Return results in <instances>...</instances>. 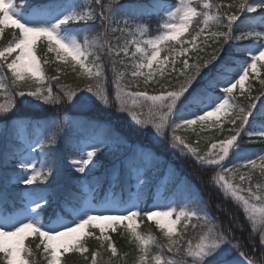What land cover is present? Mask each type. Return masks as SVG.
Here are the masks:
<instances>
[{"label":"snow or ice","instance_id":"obj_1","mask_svg":"<svg viewBox=\"0 0 264 264\" xmlns=\"http://www.w3.org/2000/svg\"><path fill=\"white\" fill-rule=\"evenodd\" d=\"M193 2L180 0L174 10L161 9L160 14L165 15L163 23L159 25L162 31L144 39L146 26L138 24L133 31L127 18H123L124 26H119L116 17L120 11L126 14L131 12L133 15L144 14L139 10L123 9L119 0H110L109 4L95 0L99 11L92 10L91 5L88 10H83V0L71 5L59 3L58 0H0V34L5 28L18 30L8 46L0 49V60L10 71L14 78L13 84L16 85L9 91L3 80H0V97L3 99L0 102V114H4L2 119L5 126L13 118L17 119L14 127L23 133L32 127L31 122L25 121L21 114V106L25 101L40 106L71 102L72 107L77 109H84L98 101L106 108H111L113 101L109 99L101 82L105 76L104 58H107L114 73V102L117 111L127 113L138 128L152 132L156 139L169 141L171 146L194 158L201 167L219 168L218 172L210 176V180L222 197L233 201L249 221L250 235L254 239L248 243L253 247L254 256L250 257L243 251L233 256L234 251L243 247L233 243L237 239L234 233L243 229L237 226V217L230 215L220 204L216 208L228 217L227 225L218 223L217 218L210 215L207 202L203 207L197 205L179 211L172 206L175 201L141 208L144 203L143 187L147 185V181L141 179V169L157 159L155 152L141 147L127 158V166L136 173L138 181L139 190L135 197L125 199L115 192L100 197L98 190L90 187L85 191L83 186L76 192L61 196L48 192L47 185L35 184L36 181H47L54 175L53 168L47 167L44 160L38 162L31 155L33 144L42 148L45 143L37 138L28 142L27 149L20 155V172L15 176V184L35 186L24 190L22 195L12 200L7 195V183L4 192L0 193V259L4 264H37L34 259L36 253L25 243L30 236L39 239L36 249L43 246L41 255L47 264H62V257L66 253H89L85 245L89 237L99 241L101 249L106 245L111 257H117V247L106 231L111 229L115 232L117 226L124 222H128L127 228L141 253L139 264H153V261L155 264H234L236 259H241L242 264H257V261L264 264V184L256 183L253 186L250 173L239 175V184L233 182L241 167H257L256 158L242 156L244 149L241 147V132L264 140V99H261L264 93L256 97H251L249 93L246 107L240 105L234 94L239 86L241 95H245V81L252 74L258 75V65L264 67V63H261L264 61V0H239L229 5L240 14H248L245 19H241L237 12H222L224 5L215 0L203 3L200 11L193 6ZM255 13H259V16L252 15ZM97 17L103 30L91 40L87 35L82 41L78 39L77 34H74L75 26L81 23L86 26ZM198 17H202L203 26L196 19ZM194 20L198 29L195 35L189 33L190 41L181 40ZM114 24L117 26L113 27ZM221 28L227 31H221ZM235 28L246 30L235 35ZM117 32L120 36L116 39H122V44L108 39L109 33ZM137 35L141 38L138 39ZM128 36L132 39L129 40ZM198 38L202 39L204 48L210 46V41L219 45L202 62L199 52L204 48L197 45ZM41 39L47 41L48 51L55 53L56 58L65 62L66 67L70 66L71 72L78 79L93 82L85 83L83 88L62 85L59 82L65 68L57 67V75L48 78L45 85L44 69L35 53L37 41ZM173 41L180 44V50L176 49L175 44L169 43ZM132 47L134 51L130 53ZM162 51L168 52V55L161 57ZM13 53H16L15 58L8 62V57ZM240 53L244 54L243 57H240ZM177 55L182 58L179 68L176 66ZM190 59L192 63H189ZM44 63L48 61L44 60ZM118 64L123 65L125 70L118 69ZM169 65L171 71L168 77L175 75L178 85L171 84L169 80L167 86L161 85L158 95H150L147 90H127L131 86L139 88L141 81L145 88L150 82L159 84L160 81L155 79L157 73L165 77ZM126 75L131 77L129 83L124 82ZM33 78L37 85L34 90H19L22 82L26 83ZM52 81L57 82L60 92H53ZM261 83L264 84V81ZM168 87L174 90H168ZM145 104H148L149 119H142L141 113L135 110L142 109ZM224 115H228V122L234 126L235 134L211 143L205 155H201L196 147L186 143V139L177 134L181 129L197 124L205 126L209 122L221 127L220 121ZM257 116L260 121L258 130L249 132L246 126H252ZM56 123L68 126L71 120L65 116ZM36 127L41 125L37 124ZM83 127L92 130L102 128V135L91 136L89 142L80 144V156L69 161V167L77 173L89 175L95 170L98 153L127 144L128 137L111 124L110 118L95 121L89 119L83 122ZM46 142L55 144V136L47 137ZM41 155L46 154L42 152ZM255 155L262 162L260 173L264 175V155L259 151ZM233 157L242 162L225 167V162ZM168 175L175 177V170ZM245 181L248 187L242 188L241 184ZM181 183L186 191H190L186 181ZM242 192L247 195H242ZM188 202H195L191 195ZM141 215L155 222L167 240V250L175 251L178 258L166 259L162 254L152 256L150 244L153 238L137 232L136 218ZM193 220L197 223H192ZM181 224L184 232L174 239L178 225ZM188 227L199 229L195 242L193 238H186ZM96 229L100 235H96ZM182 240L186 247L181 244ZM98 256L99 249L90 252L91 264H103L102 259H97ZM84 259L88 260L89 256L85 255ZM115 264H120L118 258Z\"/></svg>","mask_w":264,"mask_h":264},{"label":"trees","instance_id":"obj_2","mask_svg":"<svg viewBox=\"0 0 264 264\" xmlns=\"http://www.w3.org/2000/svg\"><path fill=\"white\" fill-rule=\"evenodd\" d=\"M105 4H109L110 0H103ZM59 3H63L64 0H58ZM205 2H211V0H194L193 6L197 7V10H202V5ZM216 3H222L224 7L221 9L222 12H227L232 14L237 12L236 8H230L229 5L233 3H238L239 0H215ZM120 5L123 9H132L139 10L144 14L133 15L131 12L127 14L124 11H120L117 14L116 20L120 27H123V18L129 20V24L133 31H135L136 25L146 26L147 33L143 37H153L159 34L162 31L159 28V25L163 23L165 15L160 14L161 9H166L169 4H175L176 7L179 6L180 0H119ZM91 5V9L96 11L95 0H88L86 4L83 5V10H88V6ZM155 6V7H154ZM215 12V9H212ZM241 19H245L248 14H240ZM252 15L259 16V13ZM201 21L200 26L202 25V17L196 18ZM226 22V21H225ZM79 26L82 27V31L78 35V39L83 40L84 36L87 35L91 40L97 34L103 30V26L100 23L99 18L97 17L94 21H89L87 25L81 23ZM117 26L116 24L113 27ZM197 29L196 21H193V24L190 25L188 33H185L180 39L184 41L191 40V33L195 35ZM215 30V29H213ZM221 31H227L226 28H221ZM243 28H235V35H238L241 31H245ZM18 34V30L14 28H5L4 32L0 34V49L7 47L9 42L14 39V36ZM120 36V33H109L108 39L113 43H123V40H117L116 37ZM129 40L132 39L131 36L127 37ZM137 38H141L137 35ZM170 44H175L177 50H180V44L176 42H169ZM197 45L201 48H204L202 39L198 38L196 41ZM222 43V41H221ZM207 48H204L203 51L199 52L201 57V62L204 59H208L209 55L212 53L214 47H218V44L209 42ZM188 46V45H186ZM131 51H134V47L130 48ZM35 53L40 59L41 66L44 69L45 74V85L48 83V78L53 75H57V67L65 68V72L61 74L60 84L68 85L73 88L79 86L80 88L84 87L85 83H92L93 81H86L78 79L74 73L71 72L70 66L66 67L65 62L60 61L56 58L55 53L49 52L47 48V41L41 39L37 41L35 48ZM16 53H13L8 57V62L14 58ZM168 55V52L162 51L161 57ZM189 55H194L190 53ZM243 53H240V57H243ZM171 59V56H170ZM182 58L177 55V68L180 67V60ZM239 59V57H238ZM44 60H47L48 63H44ZM105 62V76L102 77L101 82L104 85L105 91H107L110 82L113 83L114 73L111 70V63L104 58ZM127 62V59H126ZM193 61L190 59L189 63ZM261 63H264L262 61ZM0 80H3L7 89L10 91L12 88L16 87L13 84V77L9 70L6 69V65L3 64V61L0 60ZM155 67V66H154ZM117 68L121 71H124L123 65H117ZM147 71V69H145ZM171 71V65L166 68L165 77H160L157 73L155 79L160 81L159 84H154L150 82L149 86L145 88L141 81V86L136 88L135 86L129 87L128 91H144L147 90L150 95H158L161 90V85L167 86L169 80L171 84L178 85L179 81L176 76L168 77V72ZM257 74H252L245 81L244 93L241 95V90L238 86L234 90V94L239 101L241 106L246 107L248 103V94L250 93L251 97L260 96L261 93H264V84L261 81H264V67L257 66ZM27 75V74H26ZM131 80L130 75L125 76V83H129ZM114 84V83H113ZM37 85L34 83L33 79H28L26 83L22 82V87L19 90L29 91L34 90ZM52 89L54 93L60 92V89L57 87V82L52 81ZM168 90H174L172 87H168ZM34 99V98H29ZM111 100V97H109ZM261 99H264V96H261ZM0 102H3L2 97H0ZM150 103V102H149ZM116 104L113 101L111 108H106L100 102L95 104H89L84 109L73 108L71 102L61 103L59 105H32L25 103L21 106V114L25 121L31 122L32 127L26 129L25 135L27 141L36 140L37 138L44 140L42 148H37L36 145L32 148L36 161L44 160L47 167L53 168L54 175L50 176L47 181H36L35 184L47 185V191L50 193L65 195L69 192H76L77 189L81 188L85 184H82L83 176L86 177L88 181V187L98 190V195L100 197L104 196V193L107 187L110 184V170L111 166L118 163L124 157V153L128 148H145L149 149L156 153L157 159L154 162L149 163L142 174L141 179L147 181V185L143 187L142 200L144 201L141 204V208L147 209V204L149 203V198L151 197V192L157 188L161 175L167 168L169 172L175 170V177H169L167 184L163 189L164 199L172 195H183L191 197L194 199V203H189L187 201L186 207L193 208L199 205L203 207L205 202L208 204V212L212 217L217 218V222L228 224V217L225 216L224 212H218L216 205L220 204L229 211L230 215H235L237 217V226L242 228L243 231H236L234 235L236 240L233 241L234 244L239 243L243 247L237 249L238 252L243 251L248 256H254V250L251 244L248 243L249 240L254 239L250 235L251 225L246 219L245 215L242 213L241 209L237 207L233 201L225 200L221 192L213 185V182L210 180V176H213L216 172L215 167H201L199 163L194 161V158L182 154L179 150L175 149L169 141L156 139L152 132L144 131L141 128H138L135 125V122L132 121L131 117L127 113H120L116 110ZM137 112L141 113L142 119H149L148 115V104H145L142 109H135ZM4 115V114H3ZM3 115L0 117L2 125L0 128V193H3L5 184L7 183L8 191L7 195L9 199H15L22 195L23 191L29 188H32L34 185H24V184H15V181H11L12 177L19 173V160L18 158L22 153L27 149V143L21 140L20 131L14 127L17 123L16 119L13 118L5 126V123L2 119ZM68 116L71 120V124L68 126H60L56 123L57 120L62 119L63 117ZM111 124L118 128L124 135L128 137V143L120 146L119 148L113 146L109 149L103 150L97 154L96 157V167L93 172L89 175L77 173L73 168L69 167V161L73 158L80 155L79 145L83 143L84 140H89L91 136H101L102 128H97L95 130L88 129L83 127V122L89 119L100 120V119H109ZM251 119V118H250ZM259 116L253 121L252 126H246L249 132L257 131L259 125ZM39 124L41 127H36ZM221 127L209 122L208 125L201 126L199 124L193 125L191 128L181 129L177 134L183 136L186 139V143H189L193 147H196L201 155L207 154V151L211 147V143L217 142L221 139L229 138L231 135L235 134L234 126L228 122V115L221 117L220 121ZM150 127V126H149ZM55 136L56 143L49 144L47 143V137ZM169 135L171 131L169 130ZM241 138L243 143L241 147L244 149L242 156L253 155L259 151L261 155H264V140L252 136L249 137L247 132H241ZM46 155H41V153ZM251 158L257 159V167L255 169L249 167H241L234 179V183H240L239 175L241 174H251L252 175V185L256 183L264 184V175L260 173V164L262 163L257 156H252ZM241 160L233 158L228 160L225 167H230L233 163H241ZM40 164L37 163V167ZM186 181L190 186V191H186L184 184H180V180ZM242 188L248 187V182L245 181L241 184ZM132 189L131 187V178L130 171L125 167L124 163H120L116 168V178L115 182L112 184V191L120 194L124 198L127 197L128 193ZM242 195H247L246 192H242ZM148 196V197H147ZM179 211L180 209H176ZM127 223L117 226L115 232L108 229L106 231L107 235L111 236L112 242L117 247V257H111L110 250L105 248H100V242L97 241L94 237H89L85 241L86 247L89 249V253L83 255L79 253H66L62 257V264H91L90 252L96 251L99 249L100 256L97 257L98 260H103V264H115L116 259L120 260V264H139L140 251L138 249L137 243L135 242L134 237L131 236ZM136 223L138 225L137 232L144 236H151L153 242L150 244V251L152 256L157 254H162L166 259L167 258H178V254L173 251L169 252L167 250V240L163 236L162 231L156 226L154 221H148L146 217L138 216L136 218ZM192 223H197L193 220ZM96 235H100L98 229L95 230ZM184 232L183 224L178 225L177 236L173 238H178L179 234ZM199 229L193 230L191 227L187 229V237L193 238L195 242V237ZM232 233H230L231 235ZM26 245L30 246L33 251L36 253L34 259L37 264H47L43 255H41L42 247L36 249V245L39 243L37 237L30 236L26 241ZM258 244V239L256 240ZM181 244L184 245V241H181ZM164 246V247H161ZM186 247V245H184ZM183 248L181 249V254ZM88 255L89 259L85 260L84 256ZM2 257V254H0ZM151 259V257H149ZM242 263L239 261V264ZM0 264H4L2 259H0ZM153 264L155 262L153 261ZM259 264V261H257Z\"/></svg>","mask_w":264,"mask_h":264},{"label":"rangeland","instance_id":"obj_3","mask_svg":"<svg viewBox=\"0 0 264 264\" xmlns=\"http://www.w3.org/2000/svg\"><path fill=\"white\" fill-rule=\"evenodd\" d=\"M87 1H88V0H83V5L86 4ZM80 2H81V0H64V2H63L62 4L71 5V4H73V3H80ZM102 3L105 4V2H104L103 0H102ZM174 9H175V5H173L172 3L169 4L168 7H167V10H174ZM99 10H100V9L96 8V11H99ZM80 32H83V31H82V27L79 26V25H76V26H75V32H74V34H77V36H79L78 34H79ZM151 37H152V36H151ZM153 37H154V36H153ZM147 38H150V37H146L145 39H147ZM14 58H15V56H14ZM14 58H13V59H14ZM106 92L108 93L109 97H111V100L114 101V84H113L112 82H110V84H109L108 89H107ZM2 115H3V114H0V117H1ZM16 121H17V120H16ZM17 122H18V121H17ZM1 123H2V121H0V128H1V125H2ZM258 126H259V125H258ZM257 130H258V128H257ZM20 138H21L22 141H24L25 143L28 144V141H27V137H26V135H25V132H23V133L20 132ZM85 142H89V140H84L83 143H85ZM34 145H35V144H33V146H34ZM135 150H138V149H137V148H128V149L126 150V152L124 153V157H123L121 160H119L118 163H116V164H114V165L111 166V170H110V182H111V183L115 182V178H116V168L119 166V164H120L121 162L124 163L125 167L128 168V166H127V158H128V157L131 155V153H132L133 151H135ZM208 151H209V150H208ZM208 151H207V153H208ZM256 153H257V152H256ZM256 153H255V154H256ZM255 154H253V155L249 154V155H245V156H243V157H244V158H251V157L254 156ZM31 155H32V157L36 160V158H35V154H34V152H33L32 150H31ZM79 156H80V155H79ZM79 156H77V157H75V158H79ZM255 156H256V155H255ZM233 158H235V157H233ZM227 161H228V160H227ZM227 161L225 162V165L227 164ZM148 164H149V163H148ZM148 164H147V165H148ZM147 165H146V166H147ZM146 166H145V167H146ZM145 167L141 169V172H142V173H143ZM215 170L218 171L219 168H218V167H215ZM128 171H130L131 187L133 188V191L130 192V193L127 195L126 198H128L129 196L135 197L136 194H137V193H136L137 187H139V186H138V181H137V179H136V173H135L134 171L130 170L129 168H128ZM19 172H20V170H19ZM168 173H170V172H169V170L166 168L165 171L163 172V174L161 175V180H160V182H159L157 188L153 190V193L151 192V197L149 198V203L147 204V208H151V206L154 205V204H161V205H164V204H169V203H171V202H173V201H175V203L172 204V206H173L175 209H181V208H185V207H186V204H187V201H188V196L183 195L182 193H180V195H172V196H170V197H168V198H166V199H164V197L162 196L163 189H164L165 185L167 184L169 177H171L170 175H168ZM15 176H16V175H15ZM15 176L12 177L11 181H13V182L15 181ZM141 177H142V175H141ZM181 181H183V180L181 179V180L179 181L180 184H181ZM82 182H83L82 184H85V185H84V186H85V187H84V190H85V191L89 190V187L86 186V184H88V181H87V179H86L85 176H83ZM138 190H139V189H138ZM3 192H4V191H3ZM105 193H109V194H111V193H112V191H111V187H109V188L106 190ZM147 197H148V196H147ZM126 198H125V199H126ZM258 228H259V225H257V230H258ZM238 253H239V252H238L237 250L234 251V252H233V256H234V257L238 256ZM239 261L242 262L241 259H236V260H234V264H239ZM240 264H242V263H240Z\"/></svg>","mask_w":264,"mask_h":264}]
</instances>
